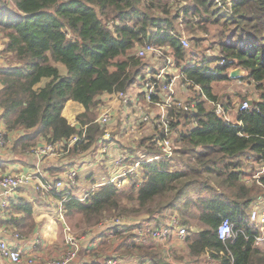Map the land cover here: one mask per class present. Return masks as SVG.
<instances>
[{
  "label": "trees",
  "instance_id": "16d2710c",
  "mask_svg": "<svg viewBox=\"0 0 264 264\" xmlns=\"http://www.w3.org/2000/svg\"><path fill=\"white\" fill-rule=\"evenodd\" d=\"M183 30L197 42L191 51L180 43ZM201 33H210L218 57L201 55ZM0 37L12 58L0 68L2 119L9 133L23 132L13 141L15 161L36 145V137L56 145L78 132L64 116L70 101L85 109L78 120L89 125L88 142L69 153L64 144L61 151L73 159L95 146L104 132L93 123L99 98L137 80L147 65L136 55L138 47L169 45L177 62L194 59L185 73L199 86L201 101L193 115L197 126L181 137L182 163H145L123 187L103 185L89 199L71 197L65 206L90 222L112 212L144 210L161 224L177 212L182 223H197L188 239L192 258L229 249L235 264H264V250L252 240L239 236L223 243L217 234L227 217L236 229L248 230L246 209L264 191L244 185L239 171L243 158L264 154V0H0ZM238 67L259 98L237 120L226 121L210 101H220L214 84L231 80ZM72 164L69 160L68 167ZM12 208L28 226L34 204L12 200Z\"/></svg>",
  "mask_w": 264,
  "mask_h": 264
},
{
  "label": "built area",
  "instance_id": "2783aa9c",
  "mask_svg": "<svg viewBox=\"0 0 264 264\" xmlns=\"http://www.w3.org/2000/svg\"><path fill=\"white\" fill-rule=\"evenodd\" d=\"M180 43L185 49L191 47V41L184 35L179 36ZM136 55L147 62L145 69L138 75L137 80L123 91L106 93L102 95L95 111V120L104 130L96 142L100 153H109L110 144H115L116 153L110 164L119 170L115 176L102 183H93L90 191L81 200L85 201L101 186L113 184L122 187L128 181V176L139 174L141 166L145 163L168 161L174 159L183 149L182 134L189 128L194 129L197 121L194 114L198 110L201 99L197 96L199 86L191 84L186 76V69L195 60L189 58L177 62L173 49L169 45L145 44L137 48ZM211 54L209 57H218ZM223 65V61L219 63ZM240 85H246L242 79L235 80ZM181 94V96L179 95ZM106 96L109 98L107 100ZM215 107L217 115L226 121H232L227 109L219 101H210ZM251 106L248 99H244L235 108L236 115ZM184 114L190 118L184 120ZM79 115H72L68 122L77 128L64 144L70 149L82 142H88L87 132L89 125H82ZM145 139V144L142 140ZM62 144H48L31 148L39 159L56 152ZM13 143L10 133L6 130L0 109V151L11 149ZM94 146V145H93ZM154 149L152 153L148 150ZM98 149L96 152L98 153ZM239 168L241 181L244 185L262 186L264 177V154L246 158ZM87 169L86 165L74 164L65 170L63 177L54 181H41L36 184V191L57 195L65 187L73 189L78 185V177ZM36 181L35 172L7 173L0 175V213L9 207V198L19 188L26 187ZM71 192L68 193V198ZM63 200L60 202L59 220L64 226V251L58 258L50 260V264H71L79 258L83 250V239L72 232L63 210ZM249 229L237 228L230 218H223L218 226L217 234L223 243L235 241L243 236L246 241L252 240L255 247L264 245V195H260L246 209ZM107 239H115L116 245L126 248H139L150 246L155 251H164L167 264H182L173 262V253H179L186 248L193 229L183 224L180 215L175 212L159 224L143 217L117 216L107 218L102 223ZM16 238H20L19 234ZM104 239L98 237L90 242V249L85 252L88 257L87 264H126L121 255L114 251L108 255H101ZM105 244V243H104ZM179 247H182L181 249ZM176 250V252H175ZM216 255V256H213ZM226 257V259L224 258ZM7 259L13 264L27 262L34 264L35 258H25L20 248H15L0 236V260ZM227 261V263L224 261ZM139 264H154L149 259H140ZM170 262V263H169ZM198 264H235L232 252H214L207 250L197 261ZM196 263V264H197ZM183 264H195L191 260Z\"/></svg>",
  "mask_w": 264,
  "mask_h": 264
},
{
  "label": "crops",
  "instance_id": "0c3cea01",
  "mask_svg": "<svg viewBox=\"0 0 264 264\" xmlns=\"http://www.w3.org/2000/svg\"><path fill=\"white\" fill-rule=\"evenodd\" d=\"M4 43L0 44V51L4 53ZM6 59H0V68L6 66ZM2 84L0 83V90ZM181 96V94H179ZM107 100L109 98L106 96ZM249 101L253 99H248ZM258 100V99H255ZM110 101V100H109ZM85 111L84 107L78 103L70 101L67 103L64 109V116L69 120L72 115H80ZM237 120V117L233 116V121ZM22 131L14 132L10 134L11 141H15ZM36 144L38 146L48 145L44 139L36 137ZM36 145V146H37ZM111 145V144H110ZM35 147V146H34ZM109 152L114 154L116 153L115 147L109 146ZM98 147L92 146L90 149L73 156V159L67 158L60 147L57 148L56 152L46 155L39 159L34 153L26 152L21 154L18 160L15 161L17 155L15 154L13 147L6 151H0V159L5 161L4 169L0 168V175L7 173H26V172H35L36 181L26 187L19 188L15 193L9 198V207L4 213H0V236L7 240L15 248H20L23 252L25 258H35L34 264H50V260L58 258V256L64 251V226L62 227L63 232L59 231L57 224L54 222V218L49 213H54L55 210L53 207H50V200H58L59 203L62 200L67 198V201L71 197L81 198L86 195L92 186L93 183H102L107 180H102L96 182L93 178L92 182L85 181L91 172V168L87 166V163H98L103 166V160L105 159V154L100 153V148L98 153L96 150ZM73 160L74 164H83L87 166V169L82 171L80 174V179H78V185L73 189H68L65 187L58 195L46 194L43 192L36 191V184L41 181H54L63 177V174L66 169H68V161ZM72 164L71 166H73ZM112 170V169H111ZM119 170H112V172H118ZM87 186V187H85ZM90 186V187H89ZM82 187V188H81ZM71 192V197L68 198V193ZM1 194V192H0ZM79 194V195H77ZM74 195V196H73ZM61 196V198H59ZM24 199L28 202L34 204V213L33 218L29 221V225L25 226L26 223L21 218L23 214L18 213L12 208V200ZM66 201V202H67ZM52 205V204H51ZM46 206L47 209L41 208ZM61 206V205H60ZM55 215V214H54ZM104 221V220H103ZM101 222L100 227H97L92 230L91 234L87 233L84 236H81L83 239V250L79 258L76 259L71 264H87L89 263L88 257L85 255V252H88L90 249V242L98 237L104 239L103 247L100 248L101 255H108L112 252L120 254L126 264H139L140 259H149L154 264H167V260L164 251L158 250L155 251L150 249V246L139 247V248H126L125 246H117L116 240L107 239L105 229ZM186 225V224H185ZM35 226L34 232L32 235H24L27 233L26 228L32 230ZM188 226V225H187ZM189 227V226H188ZM194 232V230H193ZM19 234L20 238H16V235ZM62 235V236H61ZM63 237V239H62ZM189 241L186 248L179 247L181 250L179 253L174 255L173 253V262L175 263H185L186 261H192L197 263L198 258H192L189 254ZM59 246V251H54L53 248ZM58 247V248H59ZM176 252V250H175ZM168 261V260H167ZM170 263V262H169ZM0 264H13L7 259L0 260ZM21 264H28L27 262H22ZM198 264V263H197Z\"/></svg>",
  "mask_w": 264,
  "mask_h": 264
},
{
  "label": "rangeland",
  "instance_id": "374dc122",
  "mask_svg": "<svg viewBox=\"0 0 264 264\" xmlns=\"http://www.w3.org/2000/svg\"><path fill=\"white\" fill-rule=\"evenodd\" d=\"M183 31L184 32L182 33V35L186 36L191 41V48L189 49V51H191L192 47L197 45V42L191 40V36L186 30H183ZM201 36H203V40H202V43L198 45V46H200L199 51H200V53H202L201 55L206 53V55L209 56L211 54L213 55V54H219L220 53V50L218 49L217 45H213L212 39L210 38L211 37L210 33H209V35L207 33H204V34L201 33ZM1 43H2V41H1V37H0V44ZM2 57H3V59L7 60L6 64L10 63V61H12L11 56L6 57V54L0 51V59H2ZM244 81L246 82V85H240L233 79L223 81V82H216L214 84V91H215L218 99H220L219 103L225 104L223 106L225 107V109H227L228 113L230 114V118L232 119V121H233V116H235V118L237 117L234 110L240 102H242L244 99L255 100V99L259 98V92L256 89L255 84H251V82L249 83L248 80H244ZM197 96H198V92H197ZM114 145L111 144L110 146L113 147ZM31 151L32 150H29L28 152L31 153ZM104 156H105V159L103 160V166L99 165L98 163H94V162L87 163V166H89V168H91V172H92V173H89L88 177H86V179H85V181L87 183H88V181L92 182L93 178L96 180V182H100L102 180L111 179L112 177L115 176L116 172H114V173L112 172V170H115V169H113L114 167L112 166V164H110V160L113 158V154L109 152V153H105ZM182 158H183V156L179 154L175 157L173 162L175 164H181ZM247 160L248 159L243 158V161L246 162ZM85 187H87V186H85ZM77 195H79V194H77ZM261 195H264V191L262 192ZM66 201H67V198L65 200H63V202H64L63 203V207H64L63 210L66 211L65 219H66L68 225L71 227L72 232L74 234L78 235L79 237L84 236L85 234H87L89 232H90L89 234H91L92 230L97 228V227H100L101 222L107 218L117 217V216H130V217L146 218L144 210L141 211L140 213H132V214H119V212H112V213L103 215V217H101L99 220H92V222H90L81 213H78L75 210L68 211V209L65 206ZM49 205H50V207H53V209L55 210L54 213L51 212L49 214L54 218V222L57 224L59 231L61 230V232H63V230H62L63 224L59 220V213H58L61 209L59 201L58 200H50ZM41 208L47 209L46 206L41 207ZM246 215H247V213H246ZM196 224L188 225L189 229L192 228L194 231H196L197 230ZM36 227L37 226H35L32 230L26 228L27 233H23V234L24 235L25 234L26 235H32V233L34 232V229ZM63 236H64V233H63ZM62 239H63V237H62ZM58 247L59 246L54 247L53 250L59 251L60 247L59 248ZM259 248L264 250V245L260 246Z\"/></svg>",
  "mask_w": 264,
  "mask_h": 264
},
{
  "label": "water",
  "instance_id": "95a60500",
  "mask_svg": "<svg viewBox=\"0 0 264 264\" xmlns=\"http://www.w3.org/2000/svg\"><path fill=\"white\" fill-rule=\"evenodd\" d=\"M245 74L246 72L242 68L238 67L236 69L231 70L230 77L232 79L237 80V79H241L242 77H244ZM249 102L251 105L253 104L252 100H250Z\"/></svg>",
  "mask_w": 264,
  "mask_h": 264
}]
</instances>
